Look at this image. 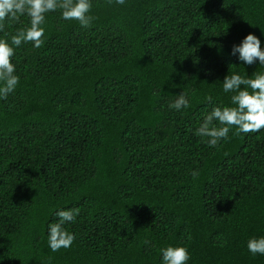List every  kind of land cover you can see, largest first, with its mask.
Masks as SVG:
<instances>
[{
    "label": "trees",
    "instance_id": "16d2710c",
    "mask_svg": "<svg viewBox=\"0 0 264 264\" xmlns=\"http://www.w3.org/2000/svg\"><path fill=\"white\" fill-rule=\"evenodd\" d=\"M90 15L84 28L47 13L41 47L11 58L0 264H161L169 245L188 264H264L247 250L264 236V129L232 127L215 147L195 133L214 107H235L226 75L264 73L232 55L249 33L264 49V0H93ZM26 27L27 15L6 21L0 38ZM182 92L189 108L171 109ZM59 209L78 211L65 225L75 240L52 252Z\"/></svg>",
    "mask_w": 264,
    "mask_h": 264
},
{
    "label": "clouds",
    "instance_id": "9594fccd",
    "mask_svg": "<svg viewBox=\"0 0 264 264\" xmlns=\"http://www.w3.org/2000/svg\"><path fill=\"white\" fill-rule=\"evenodd\" d=\"M110 2L124 5L127 0ZM92 7L93 0H0V31L4 30L6 21L18 20L23 15H27L30 22V27L12 35L10 42L0 38V100L7 99L20 82L16 66L11 59L15 48L26 42H31L35 48L43 44L42 25L45 23L46 14L59 10L62 20H75L87 28L94 19L90 15ZM237 54L243 64L252 65L258 61L259 65H264L261 39L253 33L247 34L239 44L233 45L232 55ZM223 92L234 93L231 103L235 107H214L195 130L196 135L208 138L206 142L211 147L217 146L221 140H227L232 127H235L237 134L255 133L264 129V73H254L250 77L236 72L228 74L223 80ZM208 99L211 100V97ZM189 106L184 92L169 105L176 111L187 109ZM214 121L219 122L220 126H216ZM77 215L78 211L72 209L55 211L56 222L48 224V246L52 252L72 246L75 235L69 232L65 225L74 222ZM247 250L253 256L264 255V236L248 239ZM160 253L161 264H188L191 258L187 247L182 245H169L162 248Z\"/></svg>",
    "mask_w": 264,
    "mask_h": 264
}]
</instances>
